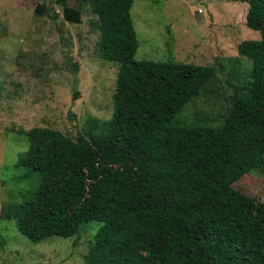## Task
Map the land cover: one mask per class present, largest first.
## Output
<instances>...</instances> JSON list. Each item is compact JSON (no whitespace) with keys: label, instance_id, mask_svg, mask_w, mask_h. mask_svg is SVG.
I'll use <instances>...</instances> for the list:
<instances>
[{"label":"trees","instance_id":"obj_1","mask_svg":"<svg viewBox=\"0 0 264 264\" xmlns=\"http://www.w3.org/2000/svg\"><path fill=\"white\" fill-rule=\"evenodd\" d=\"M237 1L248 3L246 24L261 33L238 46L250 78L231 83L221 127H197L173 121L212 67L137 60L135 0H57L68 22L82 23V6L97 16L98 55L119 63L113 113L89 118L76 138L21 130L29 146L17 167L41 180L0 217L36 244L78 243L87 223H102L86 264H264V203L233 187L251 171L264 129V0Z\"/></svg>","mask_w":264,"mask_h":264},{"label":"rangeland","instance_id":"obj_2","mask_svg":"<svg viewBox=\"0 0 264 264\" xmlns=\"http://www.w3.org/2000/svg\"><path fill=\"white\" fill-rule=\"evenodd\" d=\"M38 5L43 11L37 10ZM70 7L77 0H68ZM82 23L65 20L57 0H0V215L21 204L41 175L17 167L28 149L21 130L50 127L76 138L89 118L113 113L119 63L98 55L97 16L82 6ZM248 3L237 0H135L137 60L190 63L213 74L173 121L174 126L221 127L235 95L231 83L250 78L251 61L238 46L261 39L246 24ZM251 171L234 189L264 203V129ZM102 223L76 236L33 243L15 221L0 217V264H86Z\"/></svg>","mask_w":264,"mask_h":264}]
</instances>
